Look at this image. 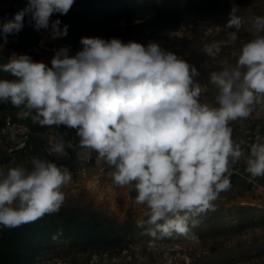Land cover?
Listing matches in <instances>:
<instances>
[{"label": "clouds", "instance_id": "clouds-1", "mask_svg": "<svg viewBox=\"0 0 264 264\" xmlns=\"http://www.w3.org/2000/svg\"><path fill=\"white\" fill-rule=\"evenodd\" d=\"M75 0H28L13 20L0 25L3 45L18 35L24 17L50 39L66 37L54 15H67ZM240 7L232 4L226 27L241 28ZM253 38L233 51L235 63L222 60V70L208 80L216 89L214 105L201 101L205 86L194 65L150 41L147 45L120 38L81 37L82 49L70 55L67 46L54 51L50 65L28 54L12 53L0 71V102L22 109L24 118L40 126L75 130L78 145L63 139L51 152L66 148L91 150L113 171V182L135 193L146 205L149 234L187 236L189 223L214 207L231 187L230 165L242 158L252 177H264V135L245 152L233 139L231 122L264 109V17L252 23ZM238 39L236 31L229 41ZM204 52L216 58L218 43ZM31 168L0 167V227L14 229L59 211L63 187L71 180L66 167L32 158ZM195 241V237H191Z\"/></svg>", "mask_w": 264, "mask_h": 264}, {"label": "rangeland", "instance_id": "rangeland-1", "mask_svg": "<svg viewBox=\"0 0 264 264\" xmlns=\"http://www.w3.org/2000/svg\"><path fill=\"white\" fill-rule=\"evenodd\" d=\"M14 3L0 0V15L15 7ZM103 4L107 6L97 12ZM232 4L241 9L239 30L226 27ZM258 16L264 17V0H75L67 15L52 17L59 19L61 26L68 25L66 37L52 40L45 32L33 47L27 48L38 37L27 33L15 47L34 61L51 66L54 51L61 46L69 47L70 55L80 51L81 37H117L144 45L158 42L197 68L199 76L195 79L205 86L201 101L214 105L216 89L208 77L222 70V60L235 63L232 52L253 38L252 23ZM30 29L34 28L24 19L22 31ZM234 31L238 39L232 43L229 33ZM212 43L221 48L216 58L204 52L205 45ZM111 182L103 176L90 183L79 181L64 186L65 200L56 212L99 222L108 241L94 246L96 243L88 244L86 239L58 238L46 244L36 264H255L256 258L264 262V207L251 202V196L262 198L264 192L244 187L241 197L214 202L212 209L195 218V226L189 223L187 236H152L151 226H137L148 219L146 205L133 202L130 195L115 193Z\"/></svg>", "mask_w": 264, "mask_h": 264}, {"label": "crops", "instance_id": "crops-1", "mask_svg": "<svg viewBox=\"0 0 264 264\" xmlns=\"http://www.w3.org/2000/svg\"><path fill=\"white\" fill-rule=\"evenodd\" d=\"M2 44L3 41L0 38V45ZM12 53L24 54L23 52L14 51L7 45L0 46V64L7 63V59L11 56ZM0 79H12V77L10 74L0 71ZM18 109L19 108L11 105V103L0 102V167H4L5 169H7L9 167H15L17 165H20L30 169V161L34 157L50 161L47 157L48 154H45L42 151L39 143L34 142L35 140L40 139V134L44 136L46 141L45 144L47 145H45V147L46 149L49 147L50 152L52 146L57 141L61 140L62 137L68 136H62L64 135L65 130L70 131V140L75 139V130L68 129L66 126H40L37 123L31 122L32 127H34L37 132V134L34 133L35 138L37 137L38 139H34L32 141L33 143L29 141L28 144L30 143L29 145L31 146L28 149H25L26 147H24L27 141L25 143H20L19 147H12L19 143L18 141L20 140L16 137L15 134H10L8 136L2 134L1 129L4 125L5 117H7V115L16 116ZM230 126L233 129V139L237 142H242V148H244L245 152L247 153L250 151L251 145L256 142L258 127L260 128V134L264 135V109H261L260 106H257L256 110L252 113L249 118L238 119L236 121H233L231 122ZM71 153L74 154L75 161L72 163V169H70L71 167L68 168V166H66V168L71 174V180L65 186H70L71 183H73L74 185L79 181L90 183L91 181L99 180V178L103 176L106 177L107 182L108 180L113 181L112 174L114 169L112 167L108 169V165L105 163V161L99 159L95 152H92L91 150H83L79 147H76L74 151L70 152L69 148H66V155L70 156ZM54 163L59 166L58 162ZM229 170L231 174L235 175L233 179H230L231 187L229 190L221 192L219 198L215 202L226 200L232 197L234 199L241 197L240 194L241 191L244 190V187H247V189H252L254 191L256 190L258 193L264 192V177H252L246 171V164L243 158L236 164L230 165ZM111 183L113 185L115 193L117 192L119 195L124 196L130 195L131 199L134 202V192H131L127 187H120L114 182ZM251 197V202L253 206L256 203V206L264 207V205H261L264 203V197ZM146 209L148 210L147 207ZM258 260L259 258H256L254 260L256 262L255 264H264V262L260 263V261Z\"/></svg>", "mask_w": 264, "mask_h": 264}, {"label": "trees", "instance_id": "trees-1", "mask_svg": "<svg viewBox=\"0 0 264 264\" xmlns=\"http://www.w3.org/2000/svg\"><path fill=\"white\" fill-rule=\"evenodd\" d=\"M14 4L15 7H12L10 11L5 9V11L1 13L0 25L13 20L15 14L27 6L26 1L24 0H15ZM105 6L107 5H101V8L96 9V11L100 12L103 10V8H105ZM8 15L11 16L9 19L6 17ZM24 19L29 20L30 17L25 16ZM27 33H29L28 36H31L32 33L38 34L35 42L29 46H26L28 48L33 47L38 42V39L44 35L45 31L42 30L41 32H35L34 29H30L26 33L21 31L18 35H9L8 43L6 45L11 49H15L16 51H23L20 50V48L15 47V44H19L18 42L26 37ZM10 36L15 37L9 38ZM31 122L32 120L30 118L28 123L33 132L37 134L36 129L32 127ZM39 136L40 139L37 137L35 138L34 135L29 140H27V143L24 145V147H26L25 149H28L31 146L29 145L30 143L28 144L29 141L32 142L34 139H38L34 142L39 143L42 151L45 154H48L47 157L50 161L58 162L59 167L68 166V168L71 167L70 169L73 168L72 163L75 161L73 153H71L70 156L64 155L62 157L51 153L49 151V147L47 148L48 150L45 147L46 141L44 136L41 134ZM61 139L70 141L73 145L79 143V137L77 136L73 140H70L69 136L62 137ZM69 150L72 152L75 150V148H69ZM110 168L111 167L108 165V169ZM234 177V174L230 175V179H233ZM62 213L63 214L61 215L57 213L46 214L44 217L38 219L35 222L27 223L14 229H0V264H36L41 259L40 257L44 255L43 249L46 244H50L51 242L56 241L58 238H75L78 241L86 239L88 240V244L96 243L94 246L100 244L101 241H108L107 234H103V228L100 226L99 222L95 223V221H85L82 220L78 215L70 214L64 211ZM119 239L123 240V238Z\"/></svg>", "mask_w": 264, "mask_h": 264}, {"label": "built area", "instance_id": "built-area-1", "mask_svg": "<svg viewBox=\"0 0 264 264\" xmlns=\"http://www.w3.org/2000/svg\"><path fill=\"white\" fill-rule=\"evenodd\" d=\"M21 112H22V109L19 108L16 116L7 115V117H5L4 125L1 129L2 134L6 136L10 134H15L16 137L20 140L18 141L19 143H17L16 145L12 147H19L20 143L22 142L25 143L27 140H29L34 135V132L28 123L30 118H24L21 115ZM65 135L70 136V131L65 130L64 135L62 136H65Z\"/></svg>", "mask_w": 264, "mask_h": 264}]
</instances>
